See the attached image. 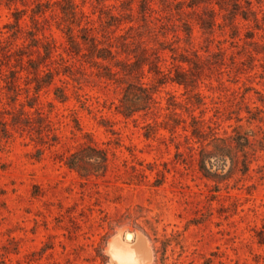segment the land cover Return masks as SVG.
<instances>
[{
	"label": "rangeland",
	"instance_id": "374dc122",
	"mask_svg": "<svg viewBox=\"0 0 264 264\" xmlns=\"http://www.w3.org/2000/svg\"><path fill=\"white\" fill-rule=\"evenodd\" d=\"M51 1L0 5V264H264V0Z\"/></svg>",
	"mask_w": 264,
	"mask_h": 264
},
{
	"label": "trees",
	"instance_id": "16d2710c",
	"mask_svg": "<svg viewBox=\"0 0 264 264\" xmlns=\"http://www.w3.org/2000/svg\"><path fill=\"white\" fill-rule=\"evenodd\" d=\"M11 2H12V0H7V2H3V0H0V5L2 3H5V5L10 9L11 8ZM57 2H59L60 4H61V2L63 3L61 5V11L66 17L71 18V19L76 18L78 5L75 3V0H57ZM52 6H53V3L51 0H47L45 3L42 2L41 0H38V3L36 4V6L34 8H32L31 19L34 21H37V18H36L37 15H41V14L45 13V11H47V9H50ZM0 14H1V11H0ZM12 15L14 17V22H9V23L5 24V27L9 28V31L11 32V37L17 38L20 30L22 29L21 19L24 15L23 9H19L16 7L15 10L12 11ZM29 33L32 37L31 38L32 39L31 46L37 47L38 50L40 47H43L45 56L50 57L53 53V47L50 45V43L47 42L46 44L40 45V39L35 37L32 34V32H29ZM68 35H69L70 42L77 43V41L74 40V34H73V30L71 27L69 28ZM81 38L86 43L88 40L93 41L92 38H89L88 36H81ZM2 42H3V40H2L1 35H0V45L2 44ZM90 49L92 50V53L94 54V56L97 58H100L103 60L115 58V54L111 48L100 47L98 45V43H96L94 41L90 45ZM17 55H18L19 60H23V57L25 54L21 50H18ZM181 61H187V60L181 59ZM28 62H30L31 66L34 67L37 75L39 76V73L41 71H43V70H41L40 66L38 64H36V61L32 60L31 58H29ZM45 75H46V77H49L48 83H51L53 81L52 74L50 72H46ZM171 80L177 81L180 84L185 83V81H186L183 76H179V75L175 78H171ZM160 83H164V82H160ZM41 84H42L41 79L36 80V87H35L36 91L40 90ZM56 91H57L56 94L60 99H65V97H66L65 91H63L59 88ZM145 97H146V100L151 99L149 92H147L145 94ZM135 111H136L135 109L126 106V104L124 102H122V104L120 105L119 112L126 115V116H131ZM103 160L106 161L107 156H103ZM79 161H80V159H79L78 155L76 153H74L70 156V158H68L67 164L70 167H77V166L79 167Z\"/></svg>",
	"mask_w": 264,
	"mask_h": 264
},
{
	"label": "bare ground",
	"instance_id": "6f19581e",
	"mask_svg": "<svg viewBox=\"0 0 264 264\" xmlns=\"http://www.w3.org/2000/svg\"><path fill=\"white\" fill-rule=\"evenodd\" d=\"M138 248H142L143 250L148 251L147 244L144 240L134 245H123V250L127 252L128 254L136 253ZM136 264H142V263H136Z\"/></svg>",
	"mask_w": 264,
	"mask_h": 264
},
{
	"label": "water",
	"instance_id": "95a60500",
	"mask_svg": "<svg viewBox=\"0 0 264 264\" xmlns=\"http://www.w3.org/2000/svg\"><path fill=\"white\" fill-rule=\"evenodd\" d=\"M149 255H150V251H149ZM149 255H148V256H149Z\"/></svg>",
	"mask_w": 264,
	"mask_h": 264
}]
</instances>
